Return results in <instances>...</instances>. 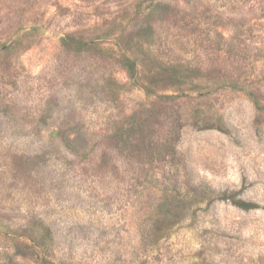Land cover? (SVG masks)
I'll return each instance as SVG.
<instances>
[{
  "label": "rangeland",
  "instance_id": "1",
  "mask_svg": "<svg viewBox=\"0 0 264 264\" xmlns=\"http://www.w3.org/2000/svg\"><path fill=\"white\" fill-rule=\"evenodd\" d=\"M0 264H264V0H0Z\"/></svg>",
  "mask_w": 264,
  "mask_h": 264
},
{
  "label": "trees",
  "instance_id": "2",
  "mask_svg": "<svg viewBox=\"0 0 264 264\" xmlns=\"http://www.w3.org/2000/svg\"><path fill=\"white\" fill-rule=\"evenodd\" d=\"M131 64V68L133 69L134 66H133V63L130 62ZM236 206H238L239 208L241 209H244V210H250V209H254L256 206L254 204H251V203H247V202H243V201H235L234 202Z\"/></svg>",
  "mask_w": 264,
  "mask_h": 264
}]
</instances>
